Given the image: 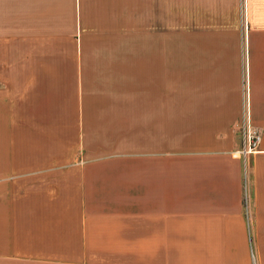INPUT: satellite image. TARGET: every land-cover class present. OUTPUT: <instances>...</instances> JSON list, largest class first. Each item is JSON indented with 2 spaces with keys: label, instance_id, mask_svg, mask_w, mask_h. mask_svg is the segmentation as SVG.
Returning a JSON list of instances; mask_svg holds the SVG:
<instances>
[{
  "label": "crops",
  "instance_id": "crops-1",
  "mask_svg": "<svg viewBox=\"0 0 264 264\" xmlns=\"http://www.w3.org/2000/svg\"><path fill=\"white\" fill-rule=\"evenodd\" d=\"M0 264H264V0H0Z\"/></svg>",
  "mask_w": 264,
  "mask_h": 264
},
{
  "label": "built area",
  "instance_id": "built-area-1",
  "mask_svg": "<svg viewBox=\"0 0 264 264\" xmlns=\"http://www.w3.org/2000/svg\"><path fill=\"white\" fill-rule=\"evenodd\" d=\"M239 130L241 133V145L239 152L241 156L245 157L257 150L261 140L259 131L251 127L250 118L247 111L242 114L241 121L239 123ZM243 203L244 208L247 210L249 199L246 193H244Z\"/></svg>",
  "mask_w": 264,
  "mask_h": 264
},
{
  "label": "rangeland",
  "instance_id": "rangeland-1",
  "mask_svg": "<svg viewBox=\"0 0 264 264\" xmlns=\"http://www.w3.org/2000/svg\"><path fill=\"white\" fill-rule=\"evenodd\" d=\"M173 42H174V35H168V58L171 56H174L175 51L169 50V45H170V43H173ZM178 52H179L178 54L180 57H190V55H191L189 50H182L181 49ZM172 88H174V83L168 82V91Z\"/></svg>",
  "mask_w": 264,
  "mask_h": 264
}]
</instances>
